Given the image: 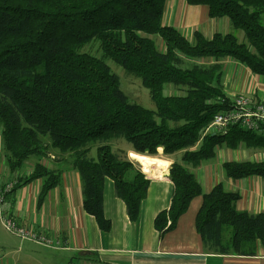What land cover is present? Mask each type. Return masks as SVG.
<instances>
[{
	"label": "trees",
	"instance_id": "trees-1",
	"mask_svg": "<svg viewBox=\"0 0 264 264\" xmlns=\"http://www.w3.org/2000/svg\"><path fill=\"white\" fill-rule=\"evenodd\" d=\"M186 2L206 6L211 18L228 17L247 41L234 32L207 36L195 30L186 36L165 22L168 0H0L3 152L12 171L36 158L15 188L42 179L39 202L63 176L62 169L42 160L50 152L71 155L82 180L84 209L110 231L105 179L114 180L132 221L139 218L150 183L141 163L119 154L110 142L123 138L130 152L152 157L162 148L163 156L174 158L169 177L175 193L170 207L155 218L160 234L176 229L192 201L203 196L196 228L204 249L254 255L258 242L264 246V211L238 209L240 193L223 182L205 192L192 169L215 158L221 147L264 149V134L240 125L205 134L214 115L232 107L223 83L226 59L264 76V0ZM93 40L101 56L83 51ZM109 59L149 88L155 110L130 100ZM167 84L179 93L166 94ZM223 168L232 179L264 177V159L227 160Z\"/></svg>",
	"mask_w": 264,
	"mask_h": 264
},
{
	"label": "crops",
	"instance_id": "crops-1",
	"mask_svg": "<svg viewBox=\"0 0 264 264\" xmlns=\"http://www.w3.org/2000/svg\"><path fill=\"white\" fill-rule=\"evenodd\" d=\"M184 1H168L165 22L188 37L195 30L212 36L215 32L208 33L211 32L208 8ZM202 24L205 25L202 27ZM223 83L228 96L246 94L255 101L264 102V76L253 73L238 60L228 58L224 61ZM159 153L161 159L168 161L166 167L153 165L147 171L141 164L150 183L136 221L130 219L126 203L117 196L114 180L105 179L104 210L112 227L110 231H104L95 216L84 209L82 180L69 161L71 155H51L50 152L42 162L63 170L60 184L50 190L43 202L38 200L43 184L40 178L14 188L7 196L6 208L20 224L58 238L60 245L51 248L22 240L0 222V264H264V246L259 242L254 255L214 254L204 249L196 228L203 196L192 201L176 229L160 234L155 227V218L170 207L175 185L169 177L174 158L163 156L162 148ZM247 153L243 148L221 147L215 158L192 170L205 192L219 182H227L224 185L228 190L238 191L241 195L238 209L259 213L264 211V177L232 179L225 176L223 168L227 160H244ZM35 161L36 158H32L20 170H10L3 152L0 128V186L15 177L20 179L29 175Z\"/></svg>",
	"mask_w": 264,
	"mask_h": 264
},
{
	"label": "built area",
	"instance_id": "built-area-1",
	"mask_svg": "<svg viewBox=\"0 0 264 264\" xmlns=\"http://www.w3.org/2000/svg\"><path fill=\"white\" fill-rule=\"evenodd\" d=\"M232 107L218 112L207 126V133H224L234 125H240L247 130L264 134V102L255 101L251 96L240 94L228 96ZM259 157V156H257ZM17 177L0 186V222L11 233L22 240H29L47 247H58L60 240L50 234H45L20 224L14 214L6 208L7 196L18 184Z\"/></svg>",
	"mask_w": 264,
	"mask_h": 264
},
{
	"label": "rangeland",
	"instance_id": "rangeland-1",
	"mask_svg": "<svg viewBox=\"0 0 264 264\" xmlns=\"http://www.w3.org/2000/svg\"><path fill=\"white\" fill-rule=\"evenodd\" d=\"M169 3L172 0H168ZM186 1H184L185 3ZM203 6V5H202ZM206 7V6H205ZM227 20H229V23H226ZM207 24V23H206ZM208 24H210V31L208 33L213 34L216 31L220 32H234L238 35V37L241 39V41H247V38L245 37V33L242 30L235 29L234 26L231 24L230 19L228 17H222V18H209ZM202 24L201 26L203 27ZM207 26V25H206ZM205 33V32H204ZM210 34V35H211ZM161 41V40H159ZM83 51L90 52L92 54H95L97 56H101V48L99 45L98 40H93L92 42L88 43L84 48ZM107 63L112 67L113 71L117 73L121 78L122 88L123 90L128 94L130 100L132 102L139 103L146 108L149 109H156L155 103L151 97L149 88L145 87L141 80L134 76L133 74L126 71V69L118 64L116 61L109 59L106 60ZM173 84H167L165 86V93L166 94H175L179 93V90L175 89L173 87ZM97 145L99 142L96 143ZM97 145L93 147L91 150L90 155L97 157ZM110 145L113 147L115 151H117L119 154L125 156L130 153L128 150L130 148V144L125 139H119L116 138L110 142ZM243 149H246L249 153H247V159L250 160H262L264 159V149H249L242 147ZM129 152V153H128ZM51 155H57V153H53ZM130 156V154H129ZM259 156V157H257ZM226 176V174H225ZM225 181V180H223ZM227 185V182H224Z\"/></svg>",
	"mask_w": 264,
	"mask_h": 264
},
{
	"label": "bare ground",
	"instance_id": "bare-ground-1",
	"mask_svg": "<svg viewBox=\"0 0 264 264\" xmlns=\"http://www.w3.org/2000/svg\"><path fill=\"white\" fill-rule=\"evenodd\" d=\"M161 150V148L159 149ZM130 157L133 159L138 160L141 164L145 166V169L148 171L151 166L158 165L159 167H166L169 163L167 160L161 159L159 156L152 157L146 154H139L136 152L131 151Z\"/></svg>",
	"mask_w": 264,
	"mask_h": 264
}]
</instances>
